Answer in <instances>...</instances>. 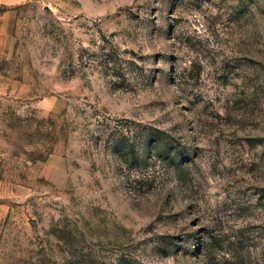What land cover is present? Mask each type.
<instances>
[{"label":"rangeland","instance_id":"rangeland-1","mask_svg":"<svg viewBox=\"0 0 264 264\" xmlns=\"http://www.w3.org/2000/svg\"><path fill=\"white\" fill-rule=\"evenodd\" d=\"M9 8L0 264H264V0Z\"/></svg>","mask_w":264,"mask_h":264},{"label":"crops","instance_id":"crops-1","mask_svg":"<svg viewBox=\"0 0 264 264\" xmlns=\"http://www.w3.org/2000/svg\"><path fill=\"white\" fill-rule=\"evenodd\" d=\"M17 2H19V0H0V5L3 4H16ZM15 13L14 10L9 8L7 10H4L3 12L0 13V39L5 38L6 35H8L10 32V25L11 23L14 22V17ZM2 47V45L0 44V48ZM1 164V163H0ZM4 188V183L3 181L0 179V192L2 193V189ZM8 197V195H1L0 194V218L4 215V211L7 209V205L5 200H1L2 198H6Z\"/></svg>","mask_w":264,"mask_h":264}]
</instances>
